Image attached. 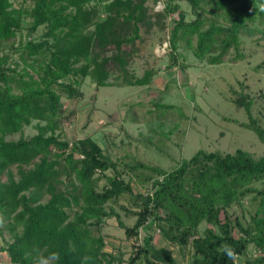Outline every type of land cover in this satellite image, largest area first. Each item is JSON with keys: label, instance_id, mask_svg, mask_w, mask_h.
Masks as SVG:
<instances>
[{"label": "trees", "instance_id": "obj_1", "mask_svg": "<svg viewBox=\"0 0 264 264\" xmlns=\"http://www.w3.org/2000/svg\"><path fill=\"white\" fill-rule=\"evenodd\" d=\"M147 1L23 0L16 6L0 0V46L23 29L25 16L30 35L44 27L39 39L31 37L22 45L21 68L0 55V251L8 253L10 264H37L53 251L60 254L59 264L123 261L105 250L101 225L105 218L119 216L107 204L125 193L142 207L133 212V226L120 222L128 237L137 239L154 217L164 238L178 245L183 256L191 244V264H232L218 252L223 244L235 248L241 259L237 264H264V156L256 158L242 148L233 153L200 149L169 171L143 165L159 175L152 191L135 193L95 139L88 135L70 141L57 132L62 97H82L84 78L106 86L118 72L120 84L151 82L152 69L142 76L130 70L143 28L155 24ZM186 1L196 17L179 18L171 29L174 63L180 41L190 46L195 38L198 58L221 63L232 49L241 56L242 35H264V0ZM178 7L169 2L157 15ZM238 103L248 114L247 127L264 142L251 100L240 96ZM33 121L37 133L25 136V126ZM16 133L20 138H7ZM109 169L114 174L99 189L98 173ZM245 202L251 207L246 221L228 217L231 204ZM202 222L207 223L203 233ZM143 263L179 264L175 251L156 246L151 235L129 258V264Z\"/></svg>", "mask_w": 264, "mask_h": 264}, {"label": "rangeland", "instance_id": "obj_2", "mask_svg": "<svg viewBox=\"0 0 264 264\" xmlns=\"http://www.w3.org/2000/svg\"><path fill=\"white\" fill-rule=\"evenodd\" d=\"M12 2L17 6L23 0ZM169 2L178 4V9L166 16L157 15ZM147 5L155 24L143 28L130 70L142 76L145 70L152 69L151 82L120 84L118 72L112 73L111 84L106 86H97L91 77L84 78L79 85L82 97H62L63 114L57 132L70 141L88 135L95 139L105 154L117 162L135 193L152 191L153 180L159 175L143 165L169 171L200 149L233 153L242 148L256 158L264 156V142L247 127L248 114L238 103L240 96L250 99L252 114L264 127V35H242L241 56L232 49L221 63H210L208 57L198 58L194 52L195 38L190 46L180 41L175 53L178 61L174 63L171 29L179 18L192 20L196 15L186 0H148ZM29 23L30 18L25 16L23 29L0 46V55L8 56L9 64L19 65V68L23 66L20 59L22 45L31 37L39 39L44 31L41 26L30 35ZM35 123L25 126V136L37 133ZM20 136L21 133H16L7 138L18 139ZM112 174V169L98 173L99 189L108 183L107 175ZM140 203L133 195L125 193L107 204L119 216L107 217L101 225L106 242L104 248L123 258L112 264H129L130 256L147 235L153 237L156 246L175 251L179 264H191L194 253L191 244L187 245L186 256H183L178 245L164 238L159 220L154 217L149 220L148 227L140 229L137 239L127 236L120 222L133 226L137 219L133 212L142 208ZM250 210L246 202L244 205L233 203L226 214L231 219L240 217L246 221L245 215L249 216ZM159 214L164 216L165 211L160 210ZM224 216L222 212L221 218ZM206 225L205 222L200 224L201 233ZM1 244L4 241L1 240ZM237 261L241 263V259ZM0 264H10L5 251H0Z\"/></svg>", "mask_w": 264, "mask_h": 264}, {"label": "clouds", "instance_id": "obj_3", "mask_svg": "<svg viewBox=\"0 0 264 264\" xmlns=\"http://www.w3.org/2000/svg\"><path fill=\"white\" fill-rule=\"evenodd\" d=\"M223 257L231 261L232 264H237L238 254L235 248L229 244H223L218 249ZM60 254L58 252H50L47 256H40L37 260V264H59Z\"/></svg>", "mask_w": 264, "mask_h": 264}]
</instances>
